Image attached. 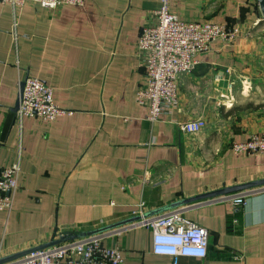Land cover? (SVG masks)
I'll return each mask as SVG.
<instances>
[{
  "label": "crops",
  "instance_id": "0c3cea01",
  "mask_svg": "<svg viewBox=\"0 0 264 264\" xmlns=\"http://www.w3.org/2000/svg\"><path fill=\"white\" fill-rule=\"evenodd\" d=\"M160 0H86L50 10L0 3V167L20 159L11 212L0 211V259L63 235L94 231L222 187L264 178V154L229 147L264 133V14L257 0H179L184 21L239 28L179 81L178 108L156 122L140 105L137 44ZM41 79L61 107L46 121L16 113L22 82ZM202 118L189 135L180 123ZM238 194V193H237ZM184 218L209 232L208 255L176 264H264V188L241 207L213 198ZM157 213V214H160ZM151 216V215H150ZM124 264H175L149 228L107 241ZM8 263V262H6ZM4 263V264H6Z\"/></svg>",
  "mask_w": 264,
  "mask_h": 264
},
{
  "label": "built area",
  "instance_id": "2783aa9c",
  "mask_svg": "<svg viewBox=\"0 0 264 264\" xmlns=\"http://www.w3.org/2000/svg\"><path fill=\"white\" fill-rule=\"evenodd\" d=\"M177 1L160 0L159 7L152 13L153 23H150L149 18L141 29L137 44L144 74L136 100L149 108L148 119L151 122L158 121L162 115L178 108L180 78L194 70L198 56L210 52L217 41L232 45L240 32L238 27L224 23L181 20L172 11ZM0 3H10L14 8L38 4L56 10L64 5L83 6L86 0H0ZM72 112L56 103L54 90L47 83L33 76L25 79L20 107L16 113L19 122L24 117L54 121ZM207 126L206 121L199 118L180 123L179 128L185 134L194 135ZM229 148L235 153L264 154V133L252 135L246 141H234ZM20 173V159L10 167H0L2 212H11L14 207ZM257 191H243L224 196L223 199L229 198L235 206L241 207ZM187 209L176 208L146 216L143 208H140L137 212L139 218L133 222L38 249L6 264H124L121 248L107 241L142 227L149 228L153 233V252L172 257L175 264L182 256L207 257L209 232L184 218Z\"/></svg>",
  "mask_w": 264,
  "mask_h": 264
},
{
  "label": "water",
  "instance_id": "95a60500",
  "mask_svg": "<svg viewBox=\"0 0 264 264\" xmlns=\"http://www.w3.org/2000/svg\"><path fill=\"white\" fill-rule=\"evenodd\" d=\"M257 1L260 3L261 9H262L263 14H264V0H257ZM23 88H24V81L22 82L21 95L23 92ZM19 104H20V100H19ZM19 104L17 105L16 109H18ZM259 188H264V178L257 179L254 181H250V182H246V183H240V184H236V185H232V186L222 187L220 189H216V190L209 191V192H206L203 194H199V195L190 197L189 199H186L185 201L178 202V203H175L173 205H169V206L164 207V208L156 209L152 212L147 213L146 216H150V215H154V214H157L160 212H164V211H167L168 209L183 205L185 203H194L197 201H203V200H208V199H213V198H218V197H224V196H228L231 194H236V193H240L243 191L254 190V189H259ZM138 218L139 217H133V218H130L126 221H122V222H119V223H116L113 225H108V226H105L102 228H98V229H95L94 231H90V232H83V233H78V234H73V235H63L59 239L54 240L48 244L29 249L27 251L16 253V254L11 255L7 258H2V259H0V264L9 262V261L14 260V259H18V258L25 256L28 253L35 251V250H38V249H44L46 247H50L52 245L59 244L61 242H65V241H69V240H73V239H78V238L86 237L89 235H93V234H97V233H101V232L113 229V228L119 227L121 225L133 222V221L137 220Z\"/></svg>",
  "mask_w": 264,
  "mask_h": 264
},
{
  "label": "bare ground",
  "instance_id": "6f19581e",
  "mask_svg": "<svg viewBox=\"0 0 264 264\" xmlns=\"http://www.w3.org/2000/svg\"><path fill=\"white\" fill-rule=\"evenodd\" d=\"M24 85H25V81H24ZM24 89V88H23ZM22 94H23V92H22ZM22 96V95H21ZM20 100H21V97H20ZM19 107H20V104H19Z\"/></svg>",
  "mask_w": 264,
  "mask_h": 264
}]
</instances>
